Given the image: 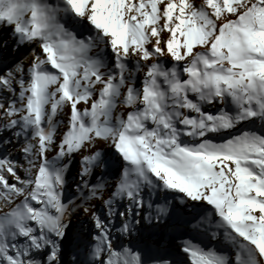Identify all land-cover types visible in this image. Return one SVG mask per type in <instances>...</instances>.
Segmentation results:
<instances>
[{
    "label": "snow or ice",
    "instance_id": "6c2138e0",
    "mask_svg": "<svg viewBox=\"0 0 264 264\" xmlns=\"http://www.w3.org/2000/svg\"><path fill=\"white\" fill-rule=\"evenodd\" d=\"M0 264H264V0H0Z\"/></svg>",
    "mask_w": 264,
    "mask_h": 264
},
{
    "label": "bare ground",
    "instance_id": "6f19581e",
    "mask_svg": "<svg viewBox=\"0 0 264 264\" xmlns=\"http://www.w3.org/2000/svg\"><path fill=\"white\" fill-rule=\"evenodd\" d=\"M26 53H27V49H21L20 52L16 53V54H20L19 56H17V58L20 57L21 55H25ZM9 55H10V52H9Z\"/></svg>",
    "mask_w": 264,
    "mask_h": 264
},
{
    "label": "rangeland",
    "instance_id": "374dc122",
    "mask_svg": "<svg viewBox=\"0 0 264 264\" xmlns=\"http://www.w3.org/2000/svg\"><path fill=\"white\" fill-rule=\"evenodd\" d=\"M10 55H11V53H10ZM20 54H15V57L14 58H17V56H19Z\"/></svg>",
    "mask_w": 264,
    "mask_h": 264
}]
</instances>
